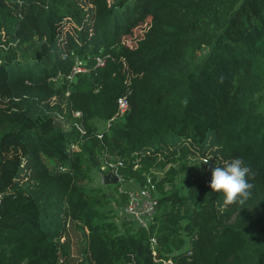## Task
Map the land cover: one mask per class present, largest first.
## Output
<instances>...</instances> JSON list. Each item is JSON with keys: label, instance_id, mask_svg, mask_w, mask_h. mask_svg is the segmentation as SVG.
<instances>
[{"label": "trees", "instance_id": "1", "mask_svg": "<svg viewBox=\"0 0 264 264\" xmlns=\"http://www.w3.org/2000/svg\"><path fill=\"white\" fill-rule=\"evenodd\" d=\"M104 158L154 182L147 230L120 232L99 211L109 185L80 184ZM233 158L254 187L225 207L212 170ZM0 194V264H264V0H0Z\"/></svg>", "mask_w": 264, "mask_h": 264}, {"label": "built area", "instance_id": "2", "mask_svg": "<svg viewBox=\"0 0 264 264\" xmlns=\"http://www.w3.org/2000/svg\"><path fill=\"white\" fill-rule=\"evenodd\" d=\"M95 62L96 65H102L103 59L101 57H96ZM80 72H86V68L82 61L75 58L66 78L72 80L73 75ZM126 111L127 99L126 96L123 95L116 99V110L109 121L121 119ZM53 114L56 119H59L64 129L69 126L62 114L57 112H53ZM70 115L75 118L74 121H71L73 127L79 132V134H83L84 130L78 120L80 119V112L70 109ZM109 121H107L106 124H108ZM100 136V134H96V137L100 138ZM69 148L75 149L76 145L71 144ZM120 163L121 161L119 159L112 162L104 158L103 164L100 167V170H102L103 173L111 172L117 178V182L115 183L118 184L117 193H123L124 195L122 203L116 207V218L119 220V224L121 222H126L132 228H142L143 230H147L156 213L157 193L155 184L151 181L149 176H146L142 183H137L132 179L124 182L122 176L116 172V168L120 166ZM149 241L151 244L154 243L153 238H150ZM166 263L170 264L169 261Z\"/></svg>", "mask_w": 264, "mask_h": 264}, {"label": "rangeland", "instance_id": "3", "mask_svg": "<svg viewBox=\"0 0 264 264\" xmlns=\"http://www.w3.org/2000/svg\"><path fill=\"white\" fill-rule=\"evenodd\" d=\"M68 24L69 23H66V25H65L66 28L70 27V26H67ZM138 29H139V27L133 28V33L131 35L124 36V40L126 42H128L129 44H131L133 42V37H135V35H137ZM23 53L25 56L29 55L31 57L30 51L29 52L24 51ZM54 83L56 85H58L60 83V78L57 77L55 79ZM95 126L98 130H101V129L105 128L106 123L103 124L102 122H95ZM192 159H194V158L190 157V159H188V162H190ZM195 161H197V160H195ZM101 173H103V172L100 169L98 171L95 169L88 171V176L84 180H82L80 182V184L85 186V187H88V188H90V187L99 188L100 185L105 186V185L101 184V178H100ZM154 173H155L156 178H157L163 173V170H157V171H154ZM173 184H174V188L176 189V192L178 195H185L186 194L187 183L184 179L183 174L176 175V177L173 180ZM108 185L109 186L107 187V189L103 190V192L108 197V203L104 207H99V211L101 213L107 212V213H109V215L111 214V217L115 221L118 230L121 232L124 230V228L119 227V220L116 218L117 213L115 211H117V208L115 207V200H114L115 195L113 194V191H112L113 187H112V184H108ZM169 192H171V188L168 185H163V187L161 189V194L166 196ZM68 239L71 243L73 255H75V257L77 258V255L75 253V249L81 244V241H82L81 228H79L78 225H76V224L70 225V228L68 231ZM166 262H168V261H166Z\"/></svg>", "mask_w": 264, "mask_h": 264}, {"label": "clouds", "instance_id": "4", "mask_svg": "<svg viewBox=\"0 0 264 264\" xmlns=\"http://www.w3.org/2000/svg\"><path fill=\"white\" fill-rule=\"evenodd\" d=\"M203 163L207 164L208 160ZM251 175V168L242 158H233L212 170L210 187L213 191L223 193L225 207L233 204L242 206L252 196L254 185L250 182Z\"/></svg>", "mask_w": 264, "mask_h": 264}, {"label": "water", "instance_id": "5", "mask_svg": "<svg viewBox=\"0 0 264 264\" xmlns=\"http://www.w3.org/2000/svg\"><path fill=\"white\" fill-rule=\"evenodd\" d=\"M100 178L103 185L115 184L117 182V178L111 172L101 173Z\"/></svg>", "mask_w": 264, "mask_h": 264}]
</instances>
